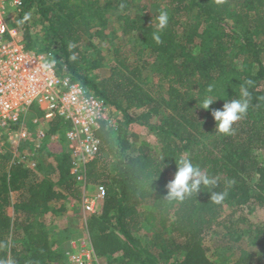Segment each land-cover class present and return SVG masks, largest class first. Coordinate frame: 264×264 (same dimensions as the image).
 Segmentation results:
<instances>
[{
	"label": "trees",
	"instance_id": "1",
	"mask_svg": "<svg viewBox=\"0 0 264 264\" xmlns=\"http://www.w3.org/2000/svg\"><path fill=\"white\" fill-rule=\"evenodd\" d=\"M147 3L154 5L148 14L141 7ZM160 11L169 23L157 44L151 34ZM8 23L26 49L46 55L60 77L85 86L111 118H122L114 127L100 123V148L86 165L85 188L106 190L84 223L94 257L104 264H264L263 229L249 228L246 216L264 208V0H22ZM209 85L218 100L204 110L199 101ZM241 85L250 93L248 111L231 134H221L211 111L239 98ZM132 124L155 143L141 142ZM45 127L35 169L11 164L6 141L0 153L4 264H76L55 249L60 240L41 218L56 212L53 203L81 195L63 138L45 149L64 122ZM181 158L214 177L212 190H226V198L216 204L202 189L169 199ZM218 231L220 240L209 238ZM245 235L258 251L240 247Z\"/></svg>",
	"mask_w": 264,
	"mask_h": 264
},
{
	"label": "built area",
	"instance_id": "2",
	"mask_svg": "<svg viewBox=\"0 0 264 264\" xmlns=\"http://www.w3.org/2000/svg\"><path fill=\"white\" fill-rule=\"evenodd\" d=\"M21 2L0 0V153L6 141L11 164L24 163L35 169L38 150L47 137L46 123L61 119L71 172L82 187V208L87 214H95L106 190L98 185L93 195L87 194L85 171L100 148L95 134L100 123L114 127L110 109L85 86L68 76L60 77L56 64L46 55L26 49L18 30L8 23L12 13L8 14V9L18 11ZM33 104L41 112L40 117H27ZM72 261L86 264L76 257Z\"/></svg>",
	"mask_w": 264,
	"mask_h": 264
},
{
	"label": "rangeland",
	"instance_id": "3",
	"mask_svg": "<svg viewBox=\"0 0 264 264\" xmlns=\"http://www.w3.org/2000/svg\"><path fill=\"white\" fill-rule=\"evenodd\" d=\"M135 1L137 0H134V2ZM101 4L103 3L101 2ZM141 7L146 11L147 14L151 13L154 10V5L152 3H147ZM11 12L12 10L9 8L8 14H10ZM32 19H33V15H32ZM107 33L108 32H105V34ZM98 42L103 43V45H106V42L103 39H99ZM27 117L29 118L39 117L38 108L35 106V104H33L29 108ZM112 120L115 126H118L122 123V118L120 114L117 112L114 113ZM130 128L131 131L135 132L140 136L141 142L143 141L145 144H149L151 146L155 143V138L152 135H150L148 130H146V128H144L142 125L132 124ZM65 131L66 129L63 128L59 132V134H56L57 136L56 139L52 137L54 139V143H51L50 140H47L45 143V149L51 150L53 148L59 147L61 139L63 138V140L65 141ZM39 155L40 153L38 154V158H40ZM95 190H96V186L90 185L89 189H86V193L93 195ZM69 200L55 202V203H59V205L61 206H64L65 209L64 211L61 212L56 211L53 214H46L41 217L43 224L50 233V235H53V237H55L56 240H60L55 245V249L60 247L59 250L68 253L69 257L71 258L76 257L79 260L85 262L86 264H104V259L94 257L88 246V240L84 229V223L89 214H87L86 212H84V210L81 209L80 199L77 201L72 199ZM223 211L228 213L230 210H223ZM246 216H247V224L249 228L251 227L253 229L254 228L263 229L262 238L264 240V208H260V209L253 208V210H248ZM212 232L210 233L209 238L213 239L215 237L214 240L221 239V235L219 231L214 233ZM145 233L148 235V232ZM238 244L240 245L241 248L246 250H251L253 252L259 250V248H257L254 245V240L252 239V236L250 237L248 235L243 236ZM63 262L65 264H74L72 262L69 263L67 258L64 259Z\"/></svg>",
	"mask_w": 264,
	"mask_h": 264
},
{
	"label": "clouds",
	"instance_id": "4",
	"mask_svg": "<svg viewBox=\"0 0 264 264\" xmlns=\"http://www.w3.org/2000/svg\"><path fill=\"white\" fill-rule=\"evenodd\" d=\"M169 23V13L160 11L156 16V28L151 34V38L155 43L160 44L161 34L167 28ZM73 60L76 56L71 57ZM54 63V61H53ZM251 83L250 81L248 82ZM214 88L212 85L206 90V94L199 101V108L208 110L210 106L218 100L211 93ZM225 102L219 109H213L211 116L215 121V127L221 134L229 135L233 130L235 122L243 118L247 113L250 104V93L248 88L241 85L239 98L223 99ZM178 168L174 178L168 183L169 199L183 200L186 196H191L199 193L202 189L208 190L211 194L212 202L219 204L227 196V191H213L217 185V180L214 177L201 171V169L192 164L187 158H181L177 161ZM231 184V182H229ZM0 264H4L0 261ZM6 264H15L14 260L9 259Z\"/></svg>",
	"mask_w": 264,
	"mask_h": 264
},
{
	"label": "crops",
	"instance_id": "5",
	"mask_svg": "<svg viewBox=\"0 0 264 264\" xmlns=\"http://www.w3.org/2000/svg\"><path fill=\"white\" fill-rule=\"evenodd\" d=\"M79 189H80V202H81V196H82V187L81 186H79ZM69 200V199H68ZM68 200H66V201H68ZM70 201V200H69ZM64 208V206H61V205H59V203H53L52 205H51V210H62ZM81 209L83 210V208H82V204H81ZM63 210H65V209H63ZM52 214V213H51ZM90 215V214H89ZM75 221V220H74Z\"/></svg>",
	"mask_w": 264,
	"mask_h": 264
}]
</instances>
